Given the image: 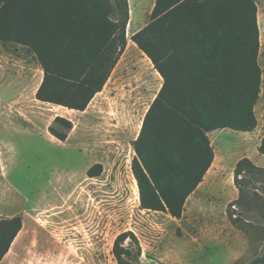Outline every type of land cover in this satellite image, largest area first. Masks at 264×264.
Listing matches in <instances>:
<instances>
[{
	"label": "rangeland",
	"instance_id": "1",
	"mask_svg": "<svg viewBox=\"0 0 264 264\" xmlns=\"http://www.w3.org/2000/svg\"><path fill=\"white\" fill-rule=\"evenodd\" d=\"M127 2L126 47L83 112L37 101L42 69L36 55L0 41V220L22 221L0 264H116L112 245L124 232L137 238L140 264H248L264 254V172L256 176L257 190L246 187L242 197L233 176L243 158L264 169L257 152L264 133V0H254L257 127L208 133L213 163L180 219L139 206L132 144L162 79L131 41L155 0ZM56 117L72 124L64 141L48 131H62ZM91 168L94 177L87 176Z\"/></svg>",
	"mask_w": 264,
	"mask_h": 264
},
{
	"label": "trees",
	"instance_id": "2",
	"mask_svg": "<svg viewBox=\"0 0 264 264\" xmlns=\"http://www.w3.org/2000/svg\"><path fill=\"white\" fill-rule=\"evenodd\" d=\"M127 0H0V41L30 49L42 69L41 103L83 112L101 92L126 47ZM131 41L162 79L132 147L131 173L142 210L180 219L210 169L208 133H250L257 127L260 34L254 0H155ZM49 133L66 140L70 121L56 117ZM264 156V133L257 147ZM93 169L87 171L94 177ZM264 169L248 158L233 170L240 197ZM245 182V187L242 183ZM22 228L0 220V262ZM116 264H140L130 232L112 245ZM262 257L248 264H263Z\"/></svg>",
	"mask_w": 264,
	"mask_h": 264
},
{
	"label": "bare ground",
	"instance_id": "3",
	"mask_svg": "<svg viewBox=\"0 0 264 264\" xmlns=\"http://www.w3.org/2000/svg\"><path fill=\"white\" fill-rule=\"evenodd\" d=\"M131 12H132V11H131ZM131 12H130V14H131ZM131 16H132V14H131ZM131 22H132V21H131ZM130 26H131V25H130V19H129V22H128V24H127V28H126V29H127V32H128V29H130Z\"/></svg>",
	"mask_w": 264,
	"mask_h": 264
},
{
	"label": "crops",
	"instance_id": "4",
	"mask_svg": "<svg viewBox=\"0 0 264 264\" xmlns=\"http://www.w3.org/2000/svg\"><path fill=\"white\" fill-rule=\"evenodd\" d=\"M209 170H210V169H209ZM209 170H208V171H209ZM208 171H207V173H208ZM207 173H206V174H207ZM205 176H206V175H205ZM204 178H205V177H204ZM19 233H20V232H19ZM17 236H18V235H17ZM15 239H16V238H15ZM11 246H12V245H11Z\"/></svg>",
	"mask_w": 264,
	"mask_h": 264
}]
</instances>
